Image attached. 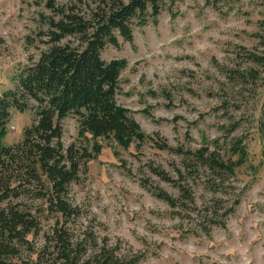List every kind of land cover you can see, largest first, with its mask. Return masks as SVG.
I'll use <instances>...</instances> for the list:
<instances>
[{
	"label": "rangeland",
	"instance_id": "obj_1",
	"mask_svg": "<svg viewBox=\"0 0 264 264\" xmlns=\"http://www.w3.org/2000/svg\"><path fill=\"white\" fill-rule=\"evenodd\" d=\"M83 1L89 10L97 0ZM52 2L74 3L0 0V93L16 89L19 70L46 48L41 33ZM163 7L156 19L134 26L132 43L120 38L119 47L102 52L108 62L127 60L117 98L149 138L128 150L98 139L102 153L70 187L80 216L68 227L83 251L80 263L264 264V68L248 59L264 56V0H173ZM33 117L12 108L4 144L23 140ZM63 129L66 147L81 143L76 117ZM236 140L249 154L236 175L198 167L187 155L206 147L219 152ZM215 212L221 226L210 221ZM42 220L37 249L55 223L50 214Z\"/></svg>",
	"mask_w": 264,
	"mask_h": 264
},
{
	"label": "trees",
	"instance_id": "obj_2",
	"mask_svg": "<svg viewBox=\"0 0 264 264\" xmlns=\"http://www.w3.org/2000/svg\"><path fill=\"white\" fill-rule=\"evenodd\" d=\"M171 1L97 0L89 10L83 0H73V5L67 6L48 4L53 16L46 17L47 30L41 33L46 48L37 60L19 70L16 89L0 93V264H81L83 251L74 244L68 227L80 216L68 200L70 187L102 153L98 139L128 150L146 144L149 138L134 113L117 98L127 60L108 62L102 52L107 46L119 47L120 38L132 43L134 26L146 25L149 15L156 19L163 4ZM248 59L264 68V56L249 53ZM12 108L31 110L34 117L24 129L23 140L6 146ZM71 116L77 118L81 143L66 147L62 143L63 121ZM259 123L264 159V123ZM162 147L167 148L164 143ZM191 154L198 167L219 175H236L249 158L241 140L219 152L206 147L187 155ZM157 173L170 182L163 172ZM209 188L221 191L213 185ZM156 196L176 206L164 192ZM49 214L54 226L43 234L37 249L34 239L41 234L42 216ZM214 215L211 223L221 226L224 221L216 212ZM229 215L225 213L224 218Z\"/></svg>",
	"mask_w": 264,
	"mask_h": 264
}]
</instances>
